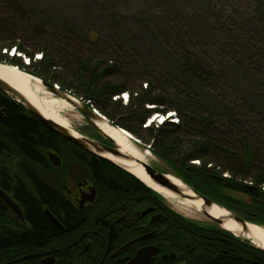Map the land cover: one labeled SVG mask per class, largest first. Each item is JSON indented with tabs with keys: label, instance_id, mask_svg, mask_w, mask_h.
I'll return each instance as SVG.
<instances>
[{
	"label": "trees",
	"instance_id": "obj_1",
	"mask_svg": "<svg viewBox=\"0 0 264 264\" xmlns=\"http://www.w3.org/2000/svg\"><path fill=\"white\" fill-rule=\"evenodd\" d=\"M96 41L94 38L85 42L69 23L38 6L23 0H0V51L16 49L31 61L25 65L22 58L1 53V63L18 66L90 102L113 125L149 145L151 153L197 193L246 221L264 226V127L255 124L253 129L244 130L235 117L222 118L215 100L212 103L211 95L203 93L190 100L188 97L184 100L187 105L178 106L166 93L162 79L132 68L137 66L136 61L115 57ZM241 48V54L247 53L244 57L254 61L250 62L251 72L263 80L264 46L260 49L246 41ZM35 55H41V59L35 60ZM207 62L200 48L184 46L175 63L187 90L204 92L212 83L216 73ZM123 94L129 95L127 104L120 98L114 100ZM0 108L5 110L0 119V165L21 166L30 160L41 163L46 151H54L64 160L74 159L92 169L103 189V198L118 195V190L111 189L110 178L102 177L106 173L113 177L124 175L141 185V205L150 204L156 212L166 215L163 222L142 231L158 228L155 244L160 252L176 255L174 261L161 260L157 264H264V252L219 226H204L172 211L160 195L134 176L63 139L1 90ZM261 111L263 120L257 124L263 126L264 108ZM169 112L177 113L178 123L166 121L157 128H143L152 115ZM2 173L9 174L11 170ZM41 198L53 211L59 209L53 195L41 193ZM26 199L30 198L26 195ZM27 207L33 232L10 236L1 241V246L41 247L58 234L57 227L41 212V203L32 201ZM75 254L66 253L62 264H77Z\"/></svg>",
	"mask_w": 264,
	"mask_h": 264
},
{
	"label": "rangeland",
	"instance_id": "obj_2",
	"mask_svg": "<svg viewBox=\"0 0 264 264\" xmlns=\"http://www.w3.org/2000/svg\"><path fill=\"white\" fill-rule=\"evenodd\" d=\"M23 1L57 16L63 23H69L74 33L85 42L90 43L96 38L100 48L109 50L115 57L120 56L126 62L136 61L137 66L133 65L132 68L162 79L166 93L178 106L187 105L184 100L188 97L190 100V97H199L203 93L205 96L211 95L212 103L215 100L217 113L222 118L229 115L235 117L237 121H241L244 130L253 129L255 124L264 127V124H257L259 120H263L261 110L264 108V79L251 72L250 62L254 61L244 57L247 53L240 52L243 50L241 45L246 41L260 49L264 46V0ZM233 45L235 47L231 48ZM184 46L200 48L211 64L207 62V66L214 67L216 75H213L212 83L205 87L204 92L200 89L187 90L185 81L177 70L175 62L180 59ZM2 52L6 54L5 50ZM7 55L10 56L9 53ZM34 58L41 59V55H35ZM22 60L27 64L26 58ZM261 62L264 66V56ZM119 98L124 104L129 101L124 94L123 99L120 95L114 100ZM74 112L78 117L77 121L67 115L72 128L84 137L97 136L99 132L95 126L80 113ZM173 115L168 121H178L177 113ZM147 125L148 120L143 128H147ZM158 126L160 124L156 121L151 127ZM133 137L139 141L142 152L149 150V145ZM64 162L68 165L75 163L70 159ZM148 163L160 171L171 172L153 154ZM164 200L175 212L172 205ZM149 208H152L149 214L156 212L152 205L142 204L141 213ZM187 219L204 226H217L201 213ZM240 239L246 241L244 237Z\"/></svg>",
	"mask_w": 264,
	"mask_h": 264
},
{
	"label": "flooded vegetation",
	"instance_id": "obj_3",
	"mask_svg": "<svg viewBox=\"0 0 264 264\" xmlns=\"http://www.w3.org/2000/svg\"><path fill=\"white\" fill-rule=\"evenodd\" d=\"M91 138L112 147L103 136L95 134ZM50 152L57 154L46 151L41 163L30 160L21 166L0 165V171L11 170L9 174H0V191L14 205L0 196V243L10 236L33 232L27 207L32 201L41 203V212L59 232L41 247L0 245V264H62L70 252H76L77 264H129L142 248L157 247L158 228L142 231L160 222H151L157 212L141 216V185L124 175L113 177L105 172L101 176L110 178L111 189L118 190V195L103 198V189L92 169L74 159L70 160L76 164L68 165L59 154L61 164L56 166L50 160ZM41 193L56 197L59 209L53 211L42 200ZM150 233L155 234L141 242V237ZM163 255L166 254L159 252L155 264Z\"/></svg>",
	"mask_w": 264,
	"mask_h": 264
},
{
	"label": "bare ground",
	"instance_id": "obj_4",
	"mask_svg": "<svg viewBox=\"0 0 264 264\" xmlns=\"http://www.w3.org/2000/svg\"><path fill=\"white\" fill-rule=\"evenodd\" d=\"M7 52L9 53L10 50ZM0 78L19 91L46 119L52 120L63 126L72 132L75 137H80V134L72 128L71 120L67 117V115H71V119L77 121L78 117L75 115V109L66 101L56 98L45 91L41 86L39 78L27 74L19 68L1 62ZM125 96L129 99L128 94H125ZM71 99L78 103L74 97H71ZM172 117L173 112H169L168 115L154 114L148 119V125L146 127H151L156 121H158L159 124H163ZM95 124L102 134L110 137L117 144L122 153L145 163H148V159L152 157L151 151L148 150L147 152L140 153L133 147L132 141L137 140L128 131H125L122 128H113L106 120L98 118L96 119ZM105 156L113 163L126 168L138 181L160 195L163 199H166L178 214L187 218H193L196 217V213L199 214L205 210L214 218L223 220V229L225 231L236 236L248 238L253 241L255 246L264 249V226L251 224L248 226V230L245 231L241 226L230 219L229 212L226 210H223L218 206L206 207L203 209V202L201 200H196L195 195L189 190V188L174 177L169 178L179 188L180 192L185 196L184 198L154 184L149 176H147L144 169L137 165L136 162H127L111 155ZM195 163L197 164L198 162Z\"/></svg>",
	"mask_w": 264,
	"mask_h": 264
},
{
	"label": "water",
	"instance_id": "obj_5",
	"mask_svg": "<svg viewBox=\"0 0 264 264\" xmlns=\"http://www.w3.org/2000/svg\"><path fill=\"white\" fill-rule=\"evenodd\" d=\"M1 53H3V52L0 51V54ZM6 54H8L7 51H6ZM9 54H10L9 57H11V58L12 57H18V58H22V59L26 58V60L28 62H31L29 58H27L23 54L19 53L16 49L10 50ZM24 64H25V62H24ZM25 65H27V64H25ZM10 66L21 69L18 66H14V65H10ZM22 71H24V70H22ZM27 74H30V73H27ZM40 82H41V86L45 89V91H47L48 93H50L51 95H53L56 98H59V99L66 101L68 104H70L75 109V111H77L83 117H85L88 121H90L95 126L96 130L105 139H107L111 143L112 147L106 146V145L96 141L93 138L84 137L81 134H80V137H75L72 132H70L69 130H67L63 126L55 123L52 120L46 119L39 112V110L37 108H35L19 91H17L15 88H13L11 85H9L7 82L2 80L1 78H0V90L2 92H4L8 97H10L13 101L22 105L31 115H33L37 119H39L49 129L56 132L63 139L73 143L77 147H79V148H81V149H83V150L103 159V160L110 162L111 164L117 166L118 168L122 169L123 171H125L127 173H129V171L126 168L119 166V165L113 163L112 161L108 160L105 155H111L117 159H121V160H124L127 162H136L137 165L141 166L144 169L145 173L147 174V176H149L150 180L154 184H156L157 186H159L161 188H165L166 190H168L174 194L179 195L181 198H184L185 196L180 192L179 188L169 178V177H174L175 179L179 180L180 182H182L183 184H185L189 188V190L195 195L196 200H201L203 202V206H204L203 209H205L206 207L218 206L221 209L226 210L227 212H229L230 219L233 220L239 226H241L242 229L245 231L248 230L249 225L254 224V223L246 221L245 219L237 216L236 214L229 211L228 209L221 206L220 204L215 203L213 200L197 193L188 184H186L181 178H179L178 176H176L172 172L166 173V172L160 171L159 169L153 167L149 163L141 162V161L136 160L127 154L122 153L121 149L117 146V144L110 137L102 134L99 131V129L97 128V126L95 124V121L98 118V119L106 120L107 123L110 126H112L113 128H120V127L114 126L113 123L109 119H107L94 105L90 104V102H85L83 99H77L76 97H74V98L78 101V103L74 102L71 99V97H73V96H71L69 93H67L63 89H61L58 84H54V83H50V82H44L41 79H40ZM4 112H5V110L0 108V119L3 118ZM139 144L140 143L138 141H135V140L132 141L133 147L141 153L142 151L139 148ZM149 148L150 147H148V149ZM147 151L148 150H145L144 152H147ZM48 155L50 157L51 162L54 165L58 166L61 164V160L57 154L50 152ZM0 196L9 202V198L2 191H0ZM11 206H14V205L11 204ZM150 212H152V208L144 210L141 213V216H145V215L149 214ZM201 214H203L205 217H207L209 220H211L213 223L217 224V226H219L221 229H223V220L222 219L214 218L205 210H203V212ZM165 219H166V216L163 213H159V214L154 215L151 218V222L152 223H159V222H163ZM53 220L57 223V221L54 218H53ZM255 225H257V224H255ZM154 234L155 233H150V234H147V235L141 237V242L148 240ZM232 235L235 238H238V239L241 238V236H236L234 234H232ZM245 240L254 248L264 252V249L255 246L253 244V241L249 240L248 238H245ZM242 241H244V240H242ZM159 252H160V250L156 246L144 247L141 249V251H139L136 254L135 258L129 264H155V261L157 260V257L159 256ZM161 258H162V261H164V262L174 261L176 259V255L174 253H171V254L163 255Z\"/></svg>",
	"mask_w": 264,
	"mask_h": 264
}]
</instances>
